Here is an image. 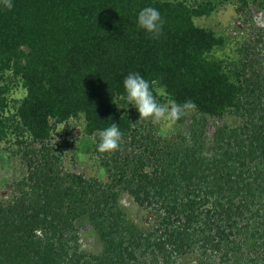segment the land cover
Listing matches in <instances>:
<instances>
[{
	"label": "trees",
	"instance_id": "16d2710c",
	"mask_svg": "<svg viewBox=\"0 0 264 264\" xmlns=\"http://www.w3.org/2000/svg\"><path fill=\"white\" fill-rule=\"evenodd\" d=\"M240 1L264 12V0ZM7 3L0 0V139L31 138L42 156L26 152L27 179L0 200V264H264V59L254 52L228 66L214 55L226 38L197 24L212 0ZM145 6L161 12L159 37L136 26ZM130 72L152 83L162 104L193 103L179 123L195 130L167 138L131 105L119 108ZM14 81L26 90L17 102ZM226 114L237 123L210 136L208 121ZM74 120L87 145L113 122L123 132L118 151L95 146L100 177L58 165L52 134ZM124 196L156 213L154 228L136 225Z\"/></svg>",
	"mask_w": 264,
	"mask_h": 264
},
{
	"label": "rangeland",
	"instance_id": "374dc122",
	"mask_svg": "<svg viewBox=\"0 0 264 264\" xmlns=\"http://www.w3.org/2000/svg\"><path fill=\"white\" fill-rule=\"evenodd\" d=\"M192 4H197L202 0H187ZM206 1V0H205ZM214 7L209 16L197 19V24L215 31L218 35L226 38V44L216 49L214 55L225 60L226 65L233 66L234 62L243 58L244 55L253 57V53H259V58L264 59V40L254 42L255 36H264V12L258 10H249L240 0H212ZM240 7L244 9L239 12ZM260 32L261 34H256ZM257 39V38H256ZM251 45H250V44ZM243 44H249L251 51L242 50ZM255 49V51L253 50ZM264 66V62L261 64ZM264 73V72H263ZM13 92L10 93L11 101H19L26 95V90L18 81H14ZM11 85V86H12ZM16 105V104H15ZM10 109L14 112V102H11ZM11 112V113H12ZM8 112H5L7 114ZM10 113V112H9ZM182 119L175 122L166 132H161V128L167 127V122H161L158 125V131L167 138L176 136L178 132L195 130L187 121L180 124ZM237 119L226 114L222 118H214L208 121L209 135L214 130V126L221 124H236ZM211 136V135H210ZM84 134L82 120H74L70 125L57 126L51 140L54 156L58 158L60 169L65 172L83 173L87 178L100 177V171L103 173L104 160L103 154L95 152V146ZM39 143H34L31 138L17 136L15 133L10 137L0 139V154L2 162L0 163V200H10L19 192L17 185L20 181L26 180L29 175V166L26 161V152L34 151L33 156L41 157ZM103 181H106V177ZM123 208L140 228L152 229L156 225V213L151 208H144L137 205L131 198L122 197ZM81 234L92 250H96V245L92 244L90 228L84 224L81 228ZM187 264H193L187 263Z\"/></svg>",
	"mask_w": 264,
	"mask_h": 264
},
{
	"label": "clouds",
	"instance_id": "9594fccd",
	"mask_svg": "<svg viewBox=\"0 0 264 264\" xmlns=\"http://www.w3.org/2000/svg\"><path fill=\"white\" fill-rule=\"evenodd\" d=\"M7 6L12 5L8 0ZM136 26L151 34L153 37H159L163 32L164 20L158 8L145 6L141 8L136 17ZM123 94L120 99L124 105H131L139 113V120L150 121L160 124L167 122V127L161 128V132L166 133L171 126L180 120L187 112L195 107L191 102L178 104L176 101H170L169 104L158 102L154 95L152 83L146 80L139 72H130L123 79ZM99 139L96 143L97 151L100 153H112L118 151L123 142V132L117 123L102 129L98 133Z\"/></svg>",
	"mask_w": 264,
	"mask_h": 264
},
{
	"label": "built area",
	"instance_id": "2783aa9c",
	"mask_svg": "<svg viewBox=\"0 0 264 264\" xmlns=\"http://www.w3.org/2000/svg\"><path fill=\"white\" fill-rule=\"evenodd\" d=\"M63 125H66V123L58 124V126H63ZM52 135H53V134H52Z\"/></svg>",
	"mask_w": 264,
	"mask_h": 264
}]
</instances>
